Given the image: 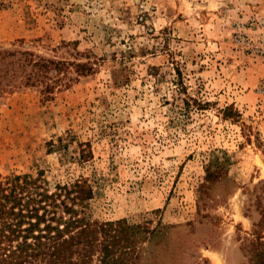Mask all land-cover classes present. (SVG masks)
I'll return each mask as SVG.
<instances>
[{
	"label": "rangeland",
	"instance_id": "1",
	"mask_svg": "<svg viewBox=\"0 0 264 264\" xmlns=\"http://www.w3.org/2000/svg\"><path fill=\"white\" fill-rule=\"evenodd\" d=\"M0 174L86 179L140 264H258L264 0H0Z\"/></svg>",
	"mask_w": 264,
	"mask_h": 264
},
{
	"label": "trees",
	"instance_id": "2",
	"mask_svg": "<svg viewBox=\"0 0 264 264\" xmlns=\"http://www.w3.org/2000/svg\"><path fill=\"white\" fill-rule=\"evenodd\" d=\"M210 164L223 168L218 160ZM207 175L215 172L208 168ZM46 182L0 174V264H140L150 227L89 216L84 207L94 191L86 179L53 189ZM253 235V254L264 264V234Z\"/></svg>",
	"mask_w": 264,
	"mask_h": 264
}]
</instances>
